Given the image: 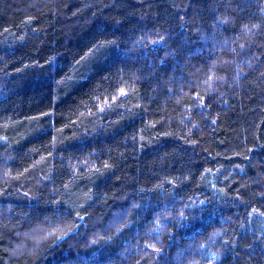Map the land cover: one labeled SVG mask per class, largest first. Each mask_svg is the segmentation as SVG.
I'll list each match as a JSON object with an SVG mask.
<instances>
[{
	"label": "trees",
	"instance_id": "1",
	"mask_svg": "<svg viewBox=\"0 0 264 264\" xmlns=\"http://www.w3.org/2000/svg\"><path fill=\"white\" fill-rule=\"evenodd\" d=\"M0 264H264V0H0Z\"/></svg>",
	"mask_w": 264,
	"mask_h": 264
}]
</instances>
